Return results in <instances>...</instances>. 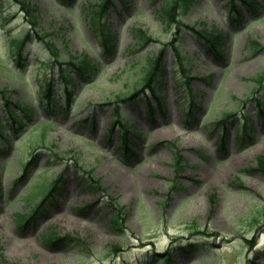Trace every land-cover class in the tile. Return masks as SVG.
Here are the masks:
<instances>
[{
	"label": "rangeland",
	"instance_id": "rangeland-1",
	"mask_svg": "<svg viewBox=\"0 0 264 264\" xmlns=\"http://www.w3.org/2000/svg\"><path fill=\"white\" fill-rule=\"evenodd\" d=\"M23 1L36 6L61 60L86 53L99 67L93 83L74 88L78 100L65 104L67 115H50L38 93L54 76L58 90L60 64L49 63L50 53L15 0H0V114L7 96L31 108L33 117L20 134L8 133L12 145L0 154V252L6 264H160L170 248L189 242L195 247L176 253L173 264H264V174L256 163L264 153L257 105L264 101V0H258V12L243 9L240 0H195L181 24L172 25L157 15L162 0H112L103 17L93 14L102 0ZM230 5L241 9L240 20L228 19ZM200 27L221 36V55L198 39ZM137 28L150 36L148 43L138 40ZM104 29L112 32V53L100 43ZM27 30L23 64L13 57V40ZM176 43L187 77L172 68ZM160 49L167 67L160 85L163 110L152 97V113H144L141 98L117 111L118 97L141 87L147 63ZM186 78L200 103L183 121L187 99L175 86L186 87ZM243 115L251 131L243 129ZM33 155L26 177L18 180L21 161ZM83 169L100 179L106 198L83 185ZM61 171V189L43 203L41 215L22 225L37 205L27 193L37 183L34 192L42 190L43 180ZM112 199L124 206L121 229H110L112 212L105 206ZM66 235L78 242L48 246ZM151 253L158 259L147 263Z\"/></svg>",
	"mask_w": 264,
	"mask_h": 264
},
{
	"label": "trees",
	"instance_id": "trees-1",
	"mask_svg": "<svg viewBox=\"0 0 264 264\" xmlns=\"http://www.w3.org/2000/svg\"><path fill=\"white\" fill-rule=\"evenodd\" d=\"M61 1H67V0H61ZM110 0L103 1V3L98 7V10L94 12V15L103 14L106 9L108 8V2ZM243 3V6L247 10H252L253 12H258L259 10V2L257 0H241ZM194 0H164L163 4L160 5V8L158 9V14L161 18L164 19L165 22L168 23H174L179 22L182 15L189 11L193 4ZM21 5L22 10L25 11L29 18V22L33 25V28L36 30V36L39 40L43 41L44 44L48 47V50L52 54V57L55 61H57L60 65L57 71V83H58V90H54V82L53 77L48 79L46 82H44V87L40 89V103L44 106L46 109L54 110L55 108L62 109L65 108V106H61L59 103L62 99L65 98L67 101V104L72 98L74 88L77 84L84 82L89 83L94 79V76L97 73V67L94 66L93 62L88 60L87 55L85 54H79L75 58L69 55L70 60L68 62L60 60V52L55 47L54 41L52 39L51 34L45 32L42 28L39 26V19L37 17L36 8L32 9L27 6L26 2H19ZM232 8L230 14L235 17V19L240 20L241 15V9L237 8L235 6H230ZM231 17V16H230ZM135 33L137 34L138 38L143 41L147 42L150 39V36H148L144 31H141L139 29H135ZM196 34L198 35V38L200 41L205 43V45L213 51V53L218 54L220 53V50L218 48V45L221 41V36L216 37L214 31L211 28L207 27H200V30L196 31ZM29 34L28 32L21 37L17 38L15 41L16 47L18 49L17 52V60L21 58V51L22 48L25 46L26 42L28 41ZM101 43L104 45L105 52L112 53L113 49V36L112 33L109 31H105L102 34L101 37ZM253 45H256L254 42H250ZM174 51V67L178 66L181 73L186 74L187 77V67H186V59L183 54V52L179 49L178 44H174V48H172ZM163 50H161L158 54H156L154 57H152L149 60V64L147 66V70L144 74V81L146 88H142L139 90H136V94H131L130 97L125 96H119L118 101L120 103L124 102H131L135 101L138 97H143L144 101L146 102L147 111L151 109L150 107V97L153 96L158 100V103L161 104L162 108V102H161V94H160V85L163 77L166 75V67L164 65V62L162 60V53ZM63 65V66H62ZM257 79V78H255ZM55 80V79H54ZM260 83V82H259ZM186 87L181 86V84H177V89L180 92V95H184L187 99L186 109H192V106L198 105V102L194 101L195 93L191 89L190 83L188 78H186L185 82ZM135 97V98H134ZM75 101L78 100V98H74ZM7 103V98L6 101ZM59 104L58 106H56ZM118 104V102H117ZM118 104V105H119ZM14 106L7 105L5 108L6 111V117L1 118L0 117V141L5 139L4 137L8 134V130H12L13 133H16L19 131L23 125L28 121V118L30 117L31 110L28 111L26 109H23L22 105L17 102H13ZM258 105H260V111L263 109V100L258 101ZM22 109L23 115L20 114L19 110ZM18 110V111H17ZM264 112V109L262 110ZM5 114V113H4ZM4 119L6 122H4ZM121 121V120H119ZM8 125L7 129H4L5 124ZM122 125H124L122 123ZM45 133V130L43 129V133ZM5 143L9 144L6 140H4ZM18 142V140H16ZM15 141V142H16ZM14 142V145L16 143ZM9 147V146H8ZM5 150V148H0V153H2ZM36 159V155H33L32 160H28L24 162L23 169H28L31 162L34 163ZM257 161V170L264 174V154H260L256 157ZM26 173L22 174L19 178H23ZM87 177L89 180H87V184H90V186L96 185V188H100V182L98 179H94L91 176V172H87ZM64 179L63 174L57 175L54 179H51L49 182H46L43 184L42 190H38L37 193L41 195L40 203L43 204L45 201H47L52 193L59 187L62 186V180ZM35 194V192H34ZM33 194V195H34ZM32 196L29 194V197ZM114 211L112 214V219H110V225L111 227L118 228L120 225V217L124 213L123 208L118 206L117 203H114ZM40 208V207H39ZM38 210H35L34 213L37 214ZM51 244L49 245H55V244H61L64 246L66 241H76L74 238L69 237L68 235L64 237H54ZM163 259L161 264H171V254L166 256ZM155 257H152V260H154ZM0 264H6V262L3 260L2 255L0 254Z\"/></svg>",
	"mask_w": 264,
	"mask_h": 264
},
{
	"label": "bare ground",
	"instance_id": "bare-ground-1",
	"mask_svg": "<svg viewBox=\"0 0 264 264\" xmlns=\"http://www.w3.org/2000/svg\"><path fill=\"white\" fill-rule=\"evenodd\" d=\"M119 180H120V178H119ZM124 183H125V182H124ZM125 186H126V187H128V186H129V184L126 182Z\"/></svg>",
	"mask_w": 264,
	"mask_h": 264
}]
</instances>
